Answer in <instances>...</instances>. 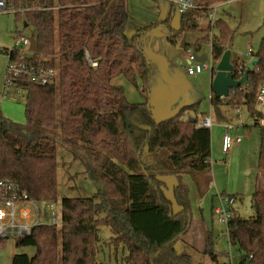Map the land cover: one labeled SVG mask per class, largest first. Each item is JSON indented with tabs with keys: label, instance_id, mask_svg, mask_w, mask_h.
Returning <instances> with one entry per match:
<instances>
[{
	"label": "trees",
	"instance_id": "obj_1",
	"mask_svg": "<svg viewBox=\"0 0 264 264\" xmlns=\"http://www.w3.org/2000/svg\"><path fill=\"white\" fill-rule=\"evenodd\" d=\"M195 1L198 9L181 16V28L171 37L172 43L198 32L203 15L209 16L213 6L232 0ZM7 2L18 10L16 23L24 22L35 31L37 51L25 63L57 70L58 82L42 86L29 78L15 81L16 88L27 93L26 125L0 115V182L17 186L30 201L58 203L60 142L39 130L45 129L60 132L66 139L63 147L85 164L87 176L101 188L92 198L64 199L61 225H38L29 236L20 238L19 249L34 248L35 252L32 256L18 254L12 264H112L98 260L102 225L112 232L110 245L115 254L123 253L121 263L116 264H197L177 250L192 228L190 190L183 183L176 185L171 200L162 177L190 173L203 196L211 178L205 179L202 189L197 176L211 171V130L198 128V123L183 117L197 115L196 105L157 122L147 102L131 104L125 90L113 85L118 77L134 85L140 79L142 92L148 93L151 68L139 38L158 25L129 38L126 0ZM34 6L49 10H34ZM213 30L217 34L211 37ZM235 34L227 21L217 19L208 35L195 43L194 52L210 45L214 62L219 61ZM251 57L258 59V65L249 73L248 82L231 91L226 100L214 95L211 103L218 121L226 101L239 107L236 110L247 108L261 129L258 170L264 173V127L258 124L256 109L264 83V40ZM13 58L18 60L19 54ZM233 64L235 77L240 79L246 62ZM195 114L191 118H197ZM252 208L254 218L234 216L227 226L230 244L241 255L238 264H264V191L254 193ZM214 245L210 233L204 249L209 264H231L220 261Z\"/></svg>",
	"mask_w": 264,
	"mask_h": 264
},
{
	"label": "rangeland",
	"instance_id": "obj_2",
	"mask_svg": "<svg viewBox=\"0 0 264 264\" xmlns=\"http://www.w3.org/2000/svg\"><path fill=\"white\" fill-rule=\"evenodd\" d=\"M129 21L126 34L134 37L140 30L158 25L142 33L139 38V46L145 54L150 68L151 80L148 93L142 92V82L137 79V85L130 83L124 77L113 80V85L125 90L127 100L131 104H144L148 106L157 122L170 119L180 114L185 107L196 105L198 112L196 117L203 120V114L212 115L214 127L212 133L211 156V182L213 187L205 196H199L196 191V182L190 173L163 175L162 179L167 183L166 195L173 200V189L183 183L190 190V201L193 212V220L199 221L200 228H193L192 235L177 248L181 254L191 256L197 264H208L211 259L204 255L206 240L211 233L214 240L215 252L220 261L231 264L240 262V253L230 245L227 225H222L218 217L212 213V205L218 206V198L222 194L235 195L237 201L235 209L237 215L245 220L255 217L252 208V198L256 191H264V173L258 170V159L261 146L260 127L256 126L254 119L246 107L237 108L231 106L229 101L221 108V121H218L211 103L212 69H215L218 61L214 62L211 46H204L197 53L205 55L210 71L201 75L190 76V57L194 52L195 43L208 35L210 23L208 16L203 15L200 22V30L184 35L187 48H182L183 39L171 42V37L181 28V16L178 12L172 15L173 4L170 0H126ZM171 19L169 25L165 23ZM217 19L228 22L236 33L235 39L229 50L232 52L233 62H248L251 57L249 52H257L264 40V0H232L221 4L218 8ZM24 21V20H23ZM20 34L31 37L35 31L26 23H16L15 14L0 13V49L15 48L16 38ZM217 34L215 30L211 37ZM186 45V46H187ZM8 59L0 53V96L4 91ZM194 65V63H192ZM215 72V71H214ZM7 97L0 99V115L20 125H26L25 104L27 93L11 86L8 88ZM259 109L258 106L256 108ZM194 114L188 113L183 117L189 120ZM216 119V120H215ZM230 125V130H225L224 125ZM45 134L54 136L59 143L58 148V184L59 199L54 205V211L61 218V203L66 198H92L101 192V188L95 184L86 174L85 164L74 158L73 153L63 147L66 140L60 132L39 129ZM230 134L233 139L241 138L240 143L235 144L230 153L223 152V136ZM165 154L166 152L163 151ZM218 194V196H217ZM201 198V199H200ZM213 200V201H212ZM41 213V224L50 223L51 212L47 203H38ZM175 209L178 210L175 203ZM35 222L33 214L32 221ZM101 243L98 245V260L106 263H121L123 253L115 254V248L110 245L112 232L106 225L99 227ZM201 230V232H200ZM199 233L203 239H200ZM34 248L19 249L15 241H0V264H12L15 254L34 255Z\"/></svg>",
	"mask_w": 264,
	"mask_h": 264
},
{
	"label": "built area",
	"instance_id": "obj_3",
	"mask_svg": "<svg viewBox=\"0 0 264 264\" xmlns=\"http://www.w3.org/2000/svg\"><path fill=\"white\" fill-rule=\"evenodd\" d=\"M174 5L176 12L180 15H184L188 12L198 9L197 2L195 0H170ZM220 5L212 7V12L208 16L210 27H214L217 21L218 8ZM34 10H49L47 8L33 7ZM18 10L14 6H9L7 0H0V13L2 14H16ZM30 37L20 34L16 38L15 48L13 49H0V53L4 54L8 59L5 90L0 96L1 101H4L7 97L8 88L15 86V81L20 78H29L32 83L42 86L55 85L58 82V71L55 69H46L43 67H36L31 63H25L27 58H31L34 53L30 51ZM19 54L18 60H14L13 55ZM252 51L248 56L251 57ZM194 63V65H192ZM206 71H210V66L207 63V59L203 63H197L194 57H190V67L188 74L190 76L201 75ZM214 72V69L211 68ZM240 77L243 76L244 69L240 70ZM256 103L258 106V112L260 117L257 119L258 124L264 127V83L261 85L257 97ZM240 112V109L237 110ZM214 127V118L209 115L202 121H198V128L211 130ZM226 130H230V126H225ZM241 138L233 139L230 134H225L223 137V152L228 154L232 147L240 143ZM0 241H15L18 243L20 238L29 236L32 229L38 225H53L60 226L61 218H58V214L54 211V204H49L51 212L50 223L41 224V213L37 202L29 200L26 193H23L17 186L11 183L0 182ZM219 205L215 208L214 213L218 217L219 223L227 225L234 217V210L236 205V199L229 195L219 196ZM33 214L35 215V222L29 224L32 221ZM28 223V224H27ZM15 256L12 258L14 261Z\"/></svg>",
	"mask_w": 264,
	"mask_h": 264
},
{
	"label": "water",
	"instance_id": "obj_4",
	"mask_svg": "<svg viewBox=\"0 0 264 264\" xmlns=\"http://www.w3.org/2000/svg\"><path fill=\"white\" fill-rule=\"evenodd\" d=\"M30 51L36 53L37 42L35 36L30 37ZM186 37L183 38L182 48H186ZM195 62L203 63L207 57L205 55L199 56L196 52H193ZM258 65V59L253 58L250 62L245 64V71L240 79H236V67L232 62V52L227 50L222 58L217 62L215 66V76L212 80V91L214 95L220 99L226 100L229 98L231 91L241 89L249 80V73L253 72ZM189 122L197 124V118H189Z\"/></svg>",
	"mask_w": 264,
	"mask_h": 264
},
{
	"label": "crops",
	"instance_id": "obj_5",
	"mask_svg": "<svg viewBox=\"0 0 264 264\" xmlns=\"http://www.w3.org/2000/svg\"><path fill=\"white\" fill-rule=\"evenodd\" d=\"M253 58L251 57V59L248 61V62H250L251 60H252ZM232 62H233V59H232ZM247 63V62H246ZM213 77H214V75H212V80H213ZM5 90V89H4ZM4 92V91H3ZM2 92V93H3ZM7 93H9L8 91H7ZM240 112H241V109H240ZM239 112V113H240ZM238 113V112H237ZM207 116H209V115H207ZM211 116V115H210ZM191 118V117H190ZM6 119H8V118H6ZM197 120L199 121V119L197 118ZM14 122V121H13ZM16 123V122H15ZM17 124H19V123H17ZM225 126H230V125H224V128H225ZM231 128V127H230ZM226 130V129H225ZM224 137V136H223ZM212 178L211 177V173L209 172L208 174H206V175H198L197 176V179L202 183V189H205V184H204V182H205V179L206 178ZM259 180H262V181H264V177L261 179V174H260V177L258 178V181ZM213 187V183L211 182V184H210V186H209V188L205 191V194L206 193H209V190L211 189ZM196 191H198L197 190V187H196ZM199 192H197V194H198ZM205 194L203 195V196H205ZM200 196V195H199ZM203 196L201 197L202 199H203ZM217 196H218V194H217ZM229 196H231V195H229ZM200 198V199H201ZM218 201H219V198L217 199ZM213 201V200H212ZM237 201V200H236ZM55 205V204H54ZM215 208H216V206H214V203H213V205H212V213H213V215L215 216V213H214V210H215ZM237 209H235L234 210V216H238L237 215V211H236ZM239 217V216H238ZM195 220H193V223H192V228H191V231L189 232V234L177 245V248L179 247V245H182L183 243H184V241L188 238V237H190L191 235H192V231H193V228H195L196 226L198 227V228H200V222L199 221H196V222H194ZM28 224V223H27ZM32 224V223H31ZM200 232H201V230H200ZM227 232H228V229H227ZM199 237H200V239H203V236H202V234L201 233H199ZM230 242V241H229ZM231 245V244H230ZM16 247H17V242H16ZM18 248V247H17ZM18 254H15V257L17 256ZM218 255V254H217ZM219 256V255H218ZM220 258V257H219ZM240 259H241V255H240ZM211 262V261H210ZM209 262V263H210ZM208 263V264H209Z\"/></svg>",
	"mask_w": 264,
	"mask_h": 264
}]
</instances>
